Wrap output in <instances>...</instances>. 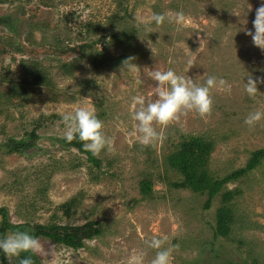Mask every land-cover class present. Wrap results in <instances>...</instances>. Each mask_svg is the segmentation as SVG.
<instances>
[{"label": "rangeland", "instance_id": "1", "mask_svg": "<svg viewBox=\"0 0 264 264\" xmlns=\"http://www.w3.org/2000/svg\"><path fill=\"white\" fill-rule=\"evenodd\" d=\"M259 4L260 0L0 3V15L10 20L0 22V205L8 208L15 223L82 225L94 219L104 230L79 249L38 238L45 250L38 255L41 264H130L137 252L144 253L143 264H150L156 250L148 242L154 236H167L177 246L172 264H264V159L246 177L228 183V188L241 190L235 199L239 218L230 238L214 237L220 197L205 208L206 194L171 185L182 176L165 161L182 136L203 135L215 142L209 168L222 177L246 165L251 153L264 147V119L252 127L244 123L249 112H264V83L257 85L253 98L244 92L249 76L264 78V52L246 35L254 31ZM178 12L183 13L182 26L167 20L159 26L149 23L153 13L174 17ZM136 18L148 25L147 31ZM120 32L133 39L121 42L123 38L114 36L122 37ZM130 56L138 71H120L122 60ZM154 68L172 69L200 84L214 75L225 84L211 90L209 115L189 112L163 129L156 125L165 139L144 146L136 138L131 114L138 106L133 98L142 97L145 103L156 99V82L149 76ZM38 70L46 74L47 84L36 81ZM21 86L25 99L13 94ZM83 104L95 110L111 141L96 156L98 165L60 141L62 114ZM34 129L37 145L27 152L8 153L1 146ZM149 178L152 193L145 195L141 182ZM74 199L69 214L62 205ZM1 222L0 215V226Z\"/></svg>", "mask_w": 264, "mask_h": 264}, {"label": "clouds", "instance_id": "2", "mask_svg": "<svg viewBox=\"0 0 264 264\" xmlns=\"http://www.w3.org/2000/svg\"><path fill=\"white\" fill-rule=\"evenodd\" d=\"M166 20L169 23L174 21L182 26L183 13L178 12L174 17L163 13H153L149 23L154 22L156 26H159ZM136 23L143 25L146 31L148 30V25L141 18H136ZM252 25L254 31L248 30L246 35H250L253 45L264 52V0H260L255 10ZM147 46L150 47L149 40ZM134 59L131 56L123 59L120 71L137 72L138 65L133 62ZM149 76L156 82L153 90L156 99L145 103L142 97H134V104L138 107L131 114L132 119L136 121L134 124L136 138L144 146H151L165 139L163 131H157L156 125L163 129L169 124L179 122L181 116L189 112L201 117L209 115L213 105L211 90L225 84L223 79H218L214 75L208 76L204 83L200 84L189 76L186 78L178 75L172 69L154 68L149 72ZM259 83H264V78L258 76L253 79L249 76L244 84V92L250 98L255 97ZM261 119H264V112L252 111L245 117L244 123L252 127ZM61 121L64 125L63 138L67 142L74 139L81 141L83 149L93 156H98L102 150L110 147L111 141L103 132V121L97 117L91 106L83 104L72 111L65 112L61 116ZM148 246L156 250L150 264H172V253L177 246L171 244L167 236H154L148 242ZM42 251L45 250L39 239L29 231H13L0 236V253H3L10 264L14 259L18 264H34L33 257L38 256ZM22 253L29 255L22 256ZM143 257V252H137L131 257L130 264H143Z\"/></svg>", "mask_w": 264, "mask_h": 264}, {"label": "trees", "instance_id": "3", "mask_svg": "<svg viewBox=\"0 0 264 264\" xmlns=\"http://www.w3.org/2000/svg\"><path fill=\"white\" fill-rule=\"evenodd\" d=\"M12 0H0V3ZM14 1V0H13ZM5 21L7 23L10 20L0 15V22ZM123 38L120 41H130L133 39L131 34L126 32H120ZM129 43V42H128ZM127 43V44H128ZM90 47V45H84ZM96 59L99 58L96 56ZM110 59V58H109ZM36 81L42 84H47L46 74L41 70L36 73ZM49 84V83H48ZM14 96H19L22 99L26 98L25 88L18 87ZM181 141L176 145L175 149L167 155L166 162L168 166L179 174L182 178L178 181H173L171 185L176 188L190 189L197 193L207 195V200L204 204L205 208H209L216 197H220L219 205L216 210V224L214 226V237H226L230 238L234 225L239 217H237L235 199L240 194V187L234 189L228 188V183L235 182L241 177H246L250 172L257 168L264 159V147L254 150L251 153L246 165L237 168L225 176H215L209 168V159L212 151L214 150V140L207 138L203 135L182 136ZM38 134L36 130L29 131L24 137L17 139L10 137L5 143H1V146L5 147L8 153H25L28 150L34 148L37 145ZM60 141L66 146L77 148L79 151L87 154L88 159L94 164L98 165L100 160L93 156L90 152H87L82 147V142L74 139L71 142H67L64 138ZM168 167V168H169ZM141 189L145 195L152 193V181L149 179H143L141 182ZM75 204V199L69 201L66 205L63 204L62 208L66 209L69 213ZM70 214V213H69ZM0 215L2 216V222L0 226V236L13 231H29L37 238L44 237L51 241L65 245L73 249H79L84 246L87 239L99 237L103 234V229L100 227L101 223L98 220H89L82 225H73L68 223H31V222H18L11 221L9 210L6 206L0 205ZM22 256L29 255L28 253H22ZM7 260L3 253H0V264H6ZM34 264H41L39 256L33 257ZM16 264L18 262L16 261ZM227 264H251L247 260L242 261H229Z\"/></svg>", "mask_w": 264, "mask_h": 264}]
</instances>
